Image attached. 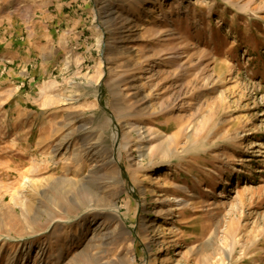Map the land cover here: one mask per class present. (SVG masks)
<instances>
[{"label":"rangeland","instance_id":"1","mask_svg":"<svg viewBox=\"0 0 264 264\" xmlns=\"http://www.w3.org/2000/svg\"><path fill=\"white\" fill-rule=\"evenodd\" d=\"M85 2L71 77L0 91V264H264V0Z\"/></svg>","mask_w":264,"mask_h":264},{"label":"crops","instance_id":"2","mask_svg":"<svg viewBox=\"0 0 264 264\" xmlns=\"http://www.w3.org/2000/svg\"><path fill=\"white\" fill-rule=\"evenodd\" d=\"M89 13L85 0H0V91L34 88L36 101L46 83L70 78L94 50Z\"/></svg>","mask_w":264,"mask_h":264},{"label":"bare ground","instance_id":"3","mask_svg":"<svg viewBox=\"0 0 264 264\" xmlns=\"http://www.w3.org/2000/svg\"><path fill=\"white\" fill-rule=\"evenodd\" d=\"M172 200H176V199L174 198V199H172Z\"/></svg>","mask_w":264,"mask_h":264}]
</instances>
